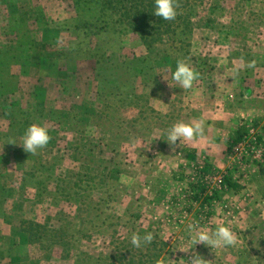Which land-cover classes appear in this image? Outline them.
Here are the masks:
<instances>
[{
	"label": "rangeland",
	"instance_id": "374dc122",
	"mask_svg": "<svg viewBox=\"0 0 264 264\" xmlns=\"http://www.w3.org/2000/svg\"><path fill=\"white\" fill-rule=\"evenodd\" d=\"M219 6L179 49L124 31H75L72 0H0V264H74L58 247L30 243L25 220L71 226L83 264H99L105 241L149 228L172 246L165 264L194 253L208 264H264V0ZM179 58L200 73L192 89L172 79ZM201 118L205 138L171 152L167 130ZM26 121L49 129L36 155L19 145ZM205 165L200 182L213 199L200 207L193 185ZM80 173L91 188L69 202L58 186ZM194 222L228 225L239 242L184 252Z\"/></svg>",
	"mask_w": 264,
	"mask_h": 264
},
{
	"label": "trees",
	"instance_id": "16d2710c",
	"mask_svg": "<svg viewBox=\"0 0 264 264\" xmlns=\"http://www.w3.org/2000/svg\"><path fill=\"white\" fill-rule=\"evenodd\" d=\"M219 1L179 0L180 7L177 10L178 14L176 18L172 21H165L153 14L155 11L154 0H72V7L76 16V24L73 27L75 31H83L86 35L90 33L96 37L101 36L109 30L129 32L139 36L142 42L149 47L156 44H171L174 47L182 49L187 45L188 39L195 31V21L197 18H201L203 14L208 13L214 15L221 9ZM67 27L70 26L67 25ZM35 45L47 47L45 43L39 44L35 42ZM188 45L191 46L189 43ZM41 49L43 50V48ZM94 51L95 54H92L93 56L105 57V54L101 56L96 54V49ZM107 59L111 60L109 57ZM97 75V77L101 76ZM23 126V129L26 130L28 128V121ZM246 133L243 132L232 143L230 150H233L235 145L243 143L244 138L247 136ZM69 150H74V147L71 146ZM209 171V166L205 165L199 171V182L193 185L195 191L193 199L196 203H200V207L209 204L213 199V196L206 195V187L200 182L202 179L201 174L205 175ZM90 182V174L80 173L73 181L63 178L61 185L58 186V191L69 202L72 200L77 203L84 202L91 188ZM227 185L229 189L236 192L240 189L238 184L230 181H227ZM112 209L116 211V208ZM132 217L138 220L143 216L132 214ZM107 221H109V218H107ZM112 225L114 224H107V228H110ZM124 227L129 233V226L125 225ZM70 228L71 226L68 227L66 225L56 228L48 223L42 224L36 221L25 220L22 222V231L28 235L30 243L43 246L46 249L58 247L63 251L65 259H74V264H83L84 260L81 258L82 256L79 253L76 254L73 249L74 244L72 239L74 240L75 236L71 234ZM148 232L153 234L154 239L150 244L142 245L140 248L134 247L130 242L131 236L126 234L118 238H112L110 242L105 241L104 248L106 252H101L102 256H99L97 259L99 264H156L157 260H164L165 255L169 253L172 246L159 233L154 234L152 228L137 233L143 236ZM83 238L87 241L93 239L92 235L87 234H84ZM85 256L88 257L87 255ZM208 260L213 261L211 264L221 261V259L216 258H209Z\"/></svg>",
	"mask_w": 264,
	"mask_h": 264
},
{
	"label": "clouds",
	"instance_id": "9594fccd",
	"mask_svg": "<svg viewBox=\"0 0 264 264\" xmlns=\"http://www.w3.org/2000/svg\"><path fill=\"white\" fill-rule=\"evenodd\" d=\"M155 11L154 15L162 18L165 21H172L176 18L178 8L180 7L179 0H154ZM249 67L255 66V61L248 64ZM200 78V73L196 71L185 58H179L176 61V68L172 73V79L179 84L184 90L192 89L194 82ZM206 131V122L204 119H196L191 122L179 121L174 123L167 130V142L171 152L175 153L182 142H193L197 139H204ZM51 140L49 129L43 125L33 123L24 132L22 142L19 144L24 151L31 155H36L39 150L47 147ZM177 141L180 143L177 144ZM8 143L16 144L15 141ZM189 241L194 248L198 244H203L213 249L235 247L238 244V237L233 229L225 224H221L211 230L202 228L198 222H194L189 226ZM154 239L151 232L141 236L139 233L131 235L130 242L140 248L142 245L150 244ZM174 260L169 259L168 264ZM198 253H194L188 264H208ZM156 264H165L163 260H157Z\"/></svg>",
	"mask_w": 264,
	"mask_h": 264
},
{
	"label": "built area",
	"instance_id": "2783aa9c",
	"mask_svg": "<svg viewBox=\"0 0 264 264\" xmlns=\"http://www.w3.org/2000/svg\"><path fill=\"white\" fill-rule=\"evenodd\" d=\"M243 142H244V141H243ZM241 144H242V143H241ZM241 144H240V145H241Z\"/></svg>",
	"mask_w": 264,
	"mask_h": 264
}]
</instances>
